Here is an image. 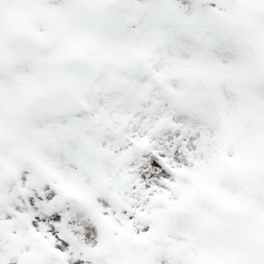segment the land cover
<instances>
[{"label": "snow or ice", "instance_id": "1", "mask_svg": "<svg viewBox=\"0 0 264 264\" xmlns=\"http://www.w3.org/2000/svg\"><path fill=\"white\" fill-rule=\"evenodd\" d=\"M0 264H264V0H0Z\"/></svg>", "mask_w": 264, "mask_h": 264}]
</instances>
